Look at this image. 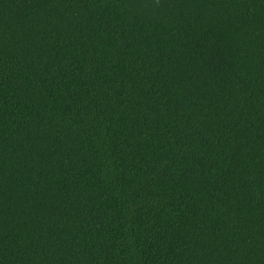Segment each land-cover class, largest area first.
<instances>
[{"label": "trees", "instance_id": "obj_1", "mask_svg": "<svg viewBox=\"0 0 264 264\" xmlns=\"http://www.w3.org/2000/svg\"><path fill=\"white\" fill-rule=\"evenodd\" d=\"M0 264H264V0H0Z\"/></svg>", "mask_w": 264, "mask_h": 264}]
</instances>
